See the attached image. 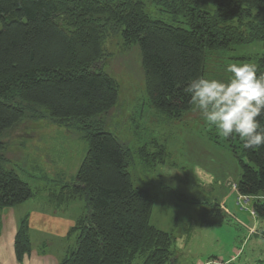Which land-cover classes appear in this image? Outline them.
<instances>
[{
  "label": "trees",
  "instance_id": "trees-1",
  "mask_svg": "<svg viewBox=\"0 0 264 264\" xmlns=\"http://www.w3.org/2000/svg\"><path fill=\"white\" fill-rule=\"evenodd\" d=\"M153 2L169 18L153 17L142 0H0V137L30 104L59 123H77L88 144L74 183L51 193L57 202L84 199L87 208L70 231L76 245L60 264H175L173 233L151 223L155 197L134 185L130 148L91 122L119 98L118 83L103 68L105 30L119 28L125 44L139 47L148 100L170 118L194 107L183 88L204 76L208 52L264 41V0ZM257 68L264 74V52ZM226 141L242 171L237 192L264 221V148L245 149L238 136ZM3 149L0 142V211L37 194L4 164ZM142 149L145 165L165 163L164 147ZM226 213L207 211L202 224H222ZM14 247L19 262L31 252L27 217Z\"/></svg>",
  "mask_w": 264,
  "mask_h": 264
},
{
  "label": "rangeland",
  "instance_id": "rangeland-1",
  "mask_svg": "<svg viewBox=\"0 0 264 264\" xmlns=\"http://www.w3.org/2000/svg\"><path fill=\"white\" fill-rule=\"evenodd\" d=\"M142 1L153 17L169 18L154 0ZM263 52L264 41L210 51L204 77L227 81L232 76L227 64L257 65ZM103 53L104 71L118 83L119 98L91 122L130 148L134 185L155 197L151 223L173 233L175 264H264V221L251 214L252 200L237 192L242 171L226 138L205 122L195 105L181 118H170L150 104L139 47L125 44L119 28L105 30ZM22 107L23 119L0 137L4 164L37 190L31 204L45 206L42 199L48 194L74 183L88 144L77 123H59L38 106ZM144 146L150 152L164 147L165 163L145 165ZM82 208L86 213L84 199H68L66 214L80 215ZM217 208L227 212L223 223L202 224L205 212ZM46 247L58 254L62 245Z\"/></svg>",
  "mask_w": 264,
  "mask_h": 264
},
{
  "label": "clouds",
  "instance_id": "clouds-1",
  "mask_svg": "<svg viewBox=\"0 0 264 264\" xmlns=\"http://www.w3.org/2000/svg\"><path fill=\"white\" fill-rule=\"evenodd\" d=\"M226 71L227 81L197 76L183 90L221 137L238 136L245 149L264 148V74L257 75L254 63L227 64Z\"/></svg>",
  "mask_w": 264,
  "mask_h": 264
},
{
  "label": "crops",
  "instance_id": "crops-1",
  "mask_svg": "<svg viewBox=\"0 0 264 264\" xmlns=\"http://www.w3.org/2000/svg\"><path fill=\"white\" fill-rule=\"evenodd\" d=\"M33 199L0 211V264H60L76 245V234H70V231L85 214L84 209L82 208L80 215L75 214L74 217H70L66 214L68 200L57 202L50 193L48 197L42 199L45 206L43 204L33 206L31 204L34 203ZM26 217L32 249L25 255L23 261L19 262L14 247L15 236L21 221ZM56 243L62 245L57 251L58 254L48 251L46 246Z\"/></svg>",
  "mask_w": 264,
  "mask_h": 264
},
{
  "label": "built area",
  "instance_id": "built-area-1",
  "mask_svg": "<svg viewBox=\"0 0 264 264\" xmlns=\"http://www.w3.org/2000/svg\"><path fill=\"white\" fill-rule=\"evenodd\" d=\"M251 214L254 215L255 214L254 211L251 210ZM209 263L210 262H207L206 264H209ZM210 264H212V263H210ZM219 264H221V263H219Z\"/></svg>",
  "mask_w": 264,
  "mask_h": 264
}]
</instances>
